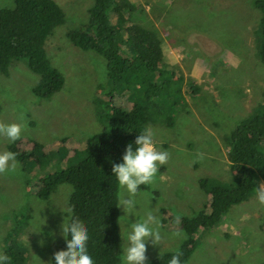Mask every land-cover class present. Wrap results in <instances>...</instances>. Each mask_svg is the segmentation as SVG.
I'll return each mask as SVG.
<instances>
[{"label": "rangeland", "instance_id": "rangeland-1", "mask_svg": "<svg viewBox=\"0 0 264 264\" xmlns=\"http://www.w3.org/2000/svg\"><path fill=\"white\" fill-rule=\"evenodd\" d=\"M55 1L65 21L54 28L44 47L51 64L64 76L63 87L50 97L36 95L33 88L39 75L25 59L12 60L8 74L0 73V123L19 124L18 139L45 146L37 151L33 143L21 145L34 156L32 160L22 163L16 158L15 173H0V253L5 250V236L18 223L26 264H48L64 240L59 225L72 192L70 184L61 183L47 198L38 196L40 179L67 164L54 152L58 142L68 137L63 148L70 155L79 153L91 134L107 128L99 111L105 117L112 106L129 110L135 103H147L145 129L152 131L157 148L168 153L153 181L141 185L136 196L138 217L146 207L157 209L160 217V246L148 245L146 250L150 264L153 257L179 247L186 238L178 225H163V218L192 216L204 208L209 194L200 179L234 180L228 139L264 96V63L256 31L261 12L254 0H130L134 9L129 19L156 31L162 40L165 72L154 79L164 85L145 94V86L137 81L111 84L106 59L68 37L70 30L88 23L94 0ZM14 5L15 0H0V8ZM11 143L0 137V150H10ZM259 147L264 150L263 143ZM119 212L122 233V206ZM37 214L45 220L43 236L31 232L30 222ZM50 230L56 233L54 241L47 237ZM176 230L185 233L182 241L171 238ZM196 241L189 260L182 264H264V206L258 204L254 191L246 201L231 206L219 225L197 232Z\"/></svg>", "mask_w": 264, "mask_h": 264}, {"label": "trees", "instance_id": "trees-1", "mask_svg": "<svg viewBox=\"0 0 264 264\" xmlns=\"http://www.w3.org/2000/svg\"><path fill=\"white\" fill-rule=\"evenodd\" d=\"M253 5L261 12L256 31L258 54L264 63V0H254ZM133 9L130 0H94L88 23L70 30L68 37L76 46L96 51L106 59L111 84L127 86L137 81L145 86V94H153L160 84L164 85L154 79L155 75L160 77L165 72L162 40L156 31L129 19ZM64 21L65 14L55 0H15L14 7L0 8V73L8 74L12 60L25 59L28 67L39 75L38 84L33 88L36 95L50 97L59 91L65 79L51 64L44 45L54 28ZM191 88L196 90L197 87ZM97 114L107 123V128L86 139L79 157L78 151L70 155L69 150L63 148L68 137L58 142L54 152L66 159L67 164L40 179L38 196L47 198L59 184H70L68 206L72 216L88 231L87 247L94 264H120V212L116 206L119 186L111 175V166L120 161L126 144L134 142L145 129L149 106L135 103L129 110L112 106L105 117L101 111ZM167 120L171 125V119ZM228 140L233 182L201 178L200 186L209 194L204 208L192 216H181L179 224L174 216L162 220L163 225H178L186 233L179 246L181 264L189 260L197 245L196 233L219 225L230 207L246 201L259 181L264 180V150L259 147L260 143L264 144V96L253 113L237 123ZM31 143L34 150L45 149L43 144L26 139H17L9 149L17 154L20 162L27 163L34 156L21 145ZM49 151L53 155L52 148ZM18 226L17 223L4 239L3 253L10 256V264H26L28 258ZM64 246L63 240L54 252ZM170 255V251L162 252L153 257L150 264H167Z\"/></svg>", "mask_w": 264, "mask_h": 264}, {"label": "clouds", "instance_id": "clouds-1", "mask_svg": "<svg viewBox=\"0 0 264 264\" xmlns=\"http://www.w3.org/2000/svg\"><path fill=\"white\" fill-rule=\"evenodd\" d=\"M22 128L17 123H0V137L10 142L16 141L21 135ZM16 153L10 150H0V173H15L19 164ZM168 159L166 151L159 150L154 143L153 133L143 129L135 137L134 142L128 143L121 155L120 161L112 163L111 175L122 190L117 196V207L122 206L123 231L120 236L124 244L121 246L119 256L120 264H146V250L148 245H159L162 240L160 232V217L158 210L146 207L143 214L138 217L139 201L136 196L141 185H149L161 165ZM123 193H126L125 196ZM255 199L259 205L264 206V185H259L254 190ZM63 219L59 225V234L64 239V248L55 251L48 264H94L88 252L89 234L84 225L71 214V209H65ZM134 220L129 219V216ZM180 217L176 219L179 224ZM32 233L44 235L42 225L45 220L39 214L30 222ZM55 231L50 230L47 237L55 240ZM171 238L182 241L185 233L176 230L171 233ZM39 243L42 245L44 239ZM171 255L167 264H181L182 255L179 247L169 249ZM35 260V257L33 258ZM11 258L6 253H0V264H10Z\"/></svg>", "mask_w": 264, "mask_h": 264}]
</instances>
